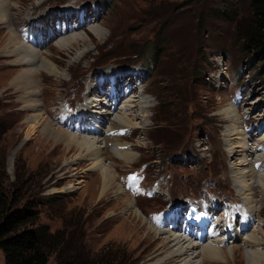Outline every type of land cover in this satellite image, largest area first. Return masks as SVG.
Returning <instances> with one entry per match:
<instances>
[{"label":"rangeland","instance_id":"rangeland-1","mask_svg":"<svg viewBox=\"0 0 264 264\" xmlns=\"http://www.w3.org/2000/svg\"><path fill=\"white\" fill-rule=\"evenodd\" d=\"M4 1L9 7L0 10V14L7 13L0 15V180L18 197L43 201L39 224H48L51 231L68 224L76 235L74 244L82 241L92 253L104 252L107 247L120 250L127 264H162L175 249L171 245L161 248L164 240L172 239L171 229L180 234V240L194 243L191 254L201 250V256L203 246L216 236L224 238L227 260L201 258L202 264H248L245 251L250 246L264 251V241L257 245L244 240L256 227L257 236L264 239V184L254 183L256 207L249 208L232 169L236 164H241L237 165L240 169L245 167L244 153L236 144V154L230 155L226 138L234 121L222 113L234 104L250 150L246 152L251 159L248 170L256 177L264 176V60L244 48L238 31L239 25H247L251 19V0ZM80 4L87 12L84 20L78 19ZM70 5L73 24L82 21L85 25L75 30L72 22L68 29L66 21L50 20L59 31L53 37L49 25L33 24L40 14L51 18ZM94 26L103 27V36L92 31ZM11 29L22 44L17 50L22 51L20 61L3 50ZM79 34L83 41L68 51L56 46L57 41ZM43 59L52 61L67 76L58 81L56 74H48L40 68ZM116 67L140 72L125 79L124 85L133 84L134 88L122 97L125 100L127 94H134L132 107L127 108L141 111L137 126L115 134L118 142L135 152L136 159L125 164L114 154V140H110L103 155L116 181L102 193L101 171L94 167V156L77 146L44 139L42 127L33 135L29 128L31 117L41 113L55 128L78 138L89 134L109 141L104 131L93 129L94 123L82 119L79 124L62 110L69 113L84 105L90 87L100 85L93 81L102 80L106 71L114 70L116 79H123L124 71ZM28 69L37 70L33 77L37 84L24 88L16 76ZM132 75L139 78L130 82ZM104 80L109 89V78ZM142 98L147 101L143 103ZM111 102L104 101L106 108ZM35 104L36 110L32 108ZM145 110L148 117L141 119ZM109 127L100 125L101 131ZM134 175L137 179L131 181ZM231 198L234 209L227 220ZM195 199H201L192 208L198 210V220L203 218V227L189 219L184 228H193L186 231L178 221L174 228L168 220L176 202ZM212 202L221 204L218 213ZM137 208L140 217L135 216ZM191 212L187 217L194 218ZM144 219L163 232L160 239L149 236ZM227 225L230 228L225 232ZM231 231L237 239L227 237ZM182 259L166 264H182ZM4 263L5 254L0 249V264ZM48 264H57L55 253H50Z\"/></svg>","mask_w":264,"mask_h":264},{"label":"bare ground","instance_id":"bare-ground-1","mask_svg":"<svg viewBox=\"0 0 264 264\" xmlns=\"http://www.w3.org/2000/svg\"><path fill=\"white\" fill-rule=\"evenodd\" d=\"M40 2H42V0ZM40 4H42V3H40ZM40 4H38V5H40ZM5 7H7V8L9 7L7 2L4 0H0V10L3 11ZM71 8L72 7L70 5V6L64 7L62 10H60V12H59V10H57V12H59L60 14L59 13L58 14H52L51 18L46 16L44 13L40 14L34 20L33 23H35V21H37L41 25V27H43L45 24L49 25L52 28V35H53V37H55L56 35H59V31L56 30L54 28V26L51 25L50 20L54 21L56 19H59V21H66L67 22V28L69 29L71 26V22L74 21L73 20L74 14L72 12L70 13ZM88 10H89V8H88ZM4 11H6V10H4ZM82 13H83L82 11H80V13H79V14H81V17L83 16ZM0 15L2 17H5V15H7V13L5 12V13H2ZM88 16H89V14H88ZM60 18H62V19H60ZM4 20H5V18H4ZM81 23H82V21H81ZM81 23H79L77 25V27H75V29L83 26V24H81ZM11 31H12V35H11V37H7V44L5 45V48L3 50L4 51L8 50L7 52L9 53V55H17L18 56L17 58H19L18 60L20 61L22 51H17V50H20L19 46L22 44H20L21 43V41L19 40L20 38L18 39L19 36L17 37V35H16V33H14L13 29H11ZM92 31L97 36H100V37L103 36V34H104V30H103L102 26H94L92 28ZM81 36L82 35L79 34V36L73 35V36L66 37L60 41H57L56 46H58L59 49L68 51L73 46H76L77 43L79 44L80 41H83ZM29 48H25V49L30 50V51H34V50L29 49ZM42 61H43V63H42V66L40 68L44 69L48 74H52V75L56 74V76H57L56 79L58 81L62 80L64 78V76H67V72L66 71H63V72L59 71L58 66H56L52 61H50V60L47 61L44 59ZM116 68H118V67H116ZM32 69L31 70H29V69L24 70V72H21L16 76L17 80L23 81L24 88L25 87L29 88L30 86L34 87V85L37 84L36 83L37 81L33 80V77L35 76V73L37 72L38 68H37V70H32ZM120 69H122V68H120ZM122 70L124 71V75H125L124 77H122L123 79H121L123 81H125V79L129 80L128 76L133 72H135V74L140 73L139 71H135L136 69L135 70H129V69L124 68ZM125 72H126V74H125ZM109 73L113 76L114 79H116V77H117L116 71L113 70ZM132 77H133V75H132ZM138 78L137 77H133V78L130 77V79H131L130 82L133 80H136ZM114 79H112L113 83L115 81ZM93 82L96 83L95 81H93ZM116 84H112V86H110L109 89H106L105 86H103L100 91H99L100 88L98 86L99 84H95L92 87H90V90H88V92L85 94L86 102L84 103V105L80 106L79 109H77L76 113H72L74 115L73 117H72V114L69 115L64 110H62L63 114H67L72 119L75 118L76 120H78L79 124H80V121L82 119L89 120V122L94 123V127H96L97 129H95L94 127H93V129L99 130L98 132L104 131V134L106 133L108 135L109 141L105 140L106 137H103L102 139H100L99 136H94L93 138H91L89 134H86L84 137L78 138V135H76V134H71V133H69V132H67L61 128H58V127L55 128L54 124L51 123L49 120H47L41 113H38V114L35 113L34 115H36V116L33 115L34 117H31V119H30V121H31V125H30L31 127L29 128L30 135H33L35 132H37L40 129V127H42V134L45 135L44 139H45V137L49 138V139L51 138V139H54V141H56V142L62 141L66 145L77 146L80 149L86 151L87 155L94 156V159H96L94 167L99 168L101 171V177H102V181H103L102 193H105L106 191H108L113 186V183L116 181L115 180L116 174H115L114 170L111 169L112 166H111V168L107 166L108 165L107 161L103 155L106 153V150H108V148H109L110 140H112V139L114 140L111 144L112 146L110 145L112 147L111 149L114 151V154L121 161H123L125 164L130 165L136 159L135 152L132 151L129 147L127 148V146H125L124 144L118 142V140H120V138L115 136V134H117L119 131H122V133H124L130 127L135 128L137 126L136 120H137L138 116L140 115L139 112L141 113V111H138L136 113V112H133L132 108H131V110L129 108H127L128 106L132 107V103L134 101L133 100L134 99L133 93H131V94L129 93V95L127 94L126 98L124 96L125 100H123V98H122L124 94H126L128 91H131V89L134 88L133 84L125 86L124 85L125 83L119 82L118 85L115 86ZM126 88H127V90H126ZM108 92H109V94H108ZM103 97H104V100H102ZM108 99L112 102H111V104L109 103L110 105H108V107H107L108 109H107L105 104H104V101L108 100ZM28 101H30V100H28ZM32 101H35L34 97L31 100V102ZM145 101H147V99L142 98V102L144 103ZM29 104H27V106ZM119 105H121V106L119 107ZM141 107H143V105ZM32 108L36 110L37 104L33 105ZM145 108H147V106H145ZM117 111H118V113H117ZM142 113L143 114L141 115V119L148 117L146 110L144 112L142 111ZM222 113L225 115V118H227V119L232 118V120L234 121V123L232 125H229V128L227 130V138H226L228 140V141L227 140L226 141H227L228 151H229L230 155L236 154L235 153L236 150H234L236 144L241 145L242 152L244 153L243 154L244 155L243 160L245 161V164H244L245 167L241 166L242 169H240L239 167H237L238 164H236V166L233 165V168H232L233 169V178H235V181H236L238 188L241 189L240 193L243 196H245L243 199L245 200V203L247 204V206L249 208L255 209L256 202L253 200L254 198L252 196L253 185H254V183L263 185L264 184V176H262L260 174L259 177H256L255 174H253L249 171L250 167L249 168L247 167V166H249L251 159H249L248 156H246V152L250 151V150H248V144L246 141L247 137L244 136L242 126L238 122L239 113H238L236 107H234V104L230 103L228 105V107L222 111ZM112 115L115 117L111 118ZM103 124H110V127L108 129L101 131L100 125H103ZM46 134H48V135H46ZM103 140H105V144H104ZM239 165H241V164H239ZM240 189H239V191H240ZM125 202H126L125 205L132 206L130 204V202H128V201H125ZM187 203L181 204V202H178L177 203L178 205L176 204L177 206L176 207L174 206L175 208L170 212V218L168 221L171 222V224L173 225L174 228H175L176 223H177L176 221L179 222V218L177 219V216L178 217L182 216L184 209H186L187 207L192 208V207H195L196 204H198V202L192 201V200L187 201ZM211 205H212L214 212L218 213L219 211H218L217 202H212ZM134 211H135L136 217L141 216V212L139 211L138 208ZM192 212H194V211H192ZM144 222H145V224H147L148 228L150 229L149 236L150 237L154 236L155 239H160L161 238L160 235L163 232L158 230L157 228H155L146 219H144ZM199 225L201 227H203V225H204V220L202 217L199 218ZM171 231L173 234L171 237L170 236L169 237L172 239L170 240L167 238L166 241L164 240L163 241L164 243H162L161 248L166 247V245H171V247H173L175 249L173 252H171L169 254L167 259H165V261H163L164 264L170 263L172 261H176L177 258H181V257H183L182 264H202L201 258H202V260L203 259H210L212 261H217V262H219V261L224 262L227 260V253H226V251L222 245L224 242L223 237L220 236L221 237V239H220L219 236H216L215 240H213L209 244H206L205 246H203L204 252H203V255L201 256L200 255V253L202 252L201 250H199L197 252L198 253L197 255L191 254L190 250L194 246L193 242L190 241L188 243V241H187V243H186V242H184L185 240L184 241L180 240V236H179L180 234H178L176 232L178 234V235H176L174 230L171 229ZM262 232L264 235V231H262ZM227 237H231L232 238L231 240L237 239V235L233 231H231V233H229V235ZM244 240H245V244L256 243L257 245H261L262 242L264 241V239H260L257 236V227L255 228L254 232L251 235H249L248 240L247 239H244ZM233 250H234L233 252H235V249H233ZM186 255H188V257ZM245 255H246V259H247L248 264H264V251L263 250L262 251L261 250H255L250 246L245 251ZM196 258H198V260L200 262L198 261L197 263H195Z\"/></svg>","mask_w":264,"mask_h":264},{"label":"trees","instance_id":"trees-1","mask_svg":"<svg viewBox=\"0 0 264 264\" xmlns=\"http://www.w3.org/2000/svg\"><path fill=\"white\" fill-rule=\"evenodd\" d=\"M252 16L238 31L244 48L253 57L264 60V0H251ZM43 201L18 197L0 180V249L4 264H48L50 253L57 264H127L124 254L107 247L92 253L85 244H74L76 235L68 224L51 231L48 224H39Z\"/></svg>","mask_w":264,"mask_h":264},{"label":"snow or ice","instance_id":"snow-or-ice-1","mask_svg":"<svg viewBox=\"0 0 264 264\" xmlns=\"http://www.w3.org/2000/svg\"><path fill=\"white\" fill-rule=\"evenodd\" d=\"M131 181H135L137 179V177L134 175L132 177L129 178Z\"/></svg>","mask_w":264,"mask_h":264}]
</instances>
